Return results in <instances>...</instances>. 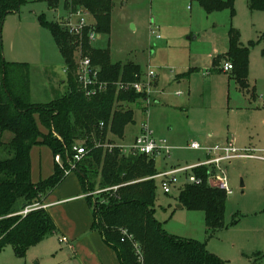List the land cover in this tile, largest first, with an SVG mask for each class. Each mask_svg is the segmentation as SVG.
Returning a JSON list of instances; mask_svg holds the SVG:
<instances>
[{
	"label": "rangeland",
	"instance_id": "1",
	"mask_svg": "<svg viewBox=\"0 0 264 264\" xmlns=\"http://www.w3.org/2000/svg\"><path fill=\"white\" fill-rule=\"evenodd\" d=\"M114 3L110 31L98 33L95 46L109 49L114 62L139 65L143 74L151 66L157 76L149 106L143 99L124 105L133 109L135 122L127 125L123 137L110 135L111 144L133 142L136 130L146 122L156 137L166 138L172 146L175 167L204 159L203 151L190 148L194 141L201 146L234 143L239 150L264 155V10H251L248 0H235L233 8L213 11L206 10L199 0ZM69 12L62 0L54 9L50 0H20L17 9L5 14L4 57L29 68L32 102L47 103L69 90L64 56L41 19L62 24ZM231 29L251 48L249 91L238 86L232 70H223ZM254 88L255 99L248 95ZM37 121L46 133L39 117ZM209 132L219 134L223 141L208 142L213 141L202 135ZM31 154L32 179L37 183L54 171L56 157L46 145H35ZM163 165L162 157H156L158 171ZM224 167L232 192L227 194L223 229L210 231L203 211L179 207L181 189L190 183L185 172L176 175L168 194L162 179H156L154 215L169 234L205 244L227 264H264V161L236 158ZM74 180L79 181L77 173L67 169L62 182L44 201L71 196ZM67 185L70 188L66 189ZM93 207L88 198L53 204L49 210L57 223L56 233L22 255L12 244L6 245L0 252V264H120L117 252L93 226ZM63 237L67 241H62Z\"/></svg>",
	"mask_w": 264,
	"mask_h": 264
},
{
	"label": "trees",
	"instance_id": "2",
	"mask_svg": "<svg viewBox=\"0 0 264 264\" xmlns=\"http://www.w3.org/2000/svg\"><path fill=\"white\" fill-rule=\"evenodd\" d=\"M59 1L50 0L51 7H58ZM62 1L66 10L86 13L98 33L110 31L114 0ZM234 1L199 0L208 11L233 8ZM19 3L20 0H0V252L12 244L16 253L22 255L57 231L43 200L62 182L70 169L74 145L82 143L89 152L73 170L94 206L93 226L117 252L120 264H227L208 251L205 244L169 234L155 217L156 179L152 177L159 172L156 158L124 154L118 147L106 146L112 143L110 135L123 137L127 125L135 122L133 109H125L124 105L136 103L144 96L135 90L119 91L113 85L95 96H86L76 76L75 50L81 40L84 54L100 66L104 80H133L136 74H143L141 67L133 62H114L109 49L91 44L89 26L80 39L63 24L41 17L64 56L69 90L47 103L32 102L29 68L24 63L7 61L3 51L4 17ZM248 4L251 10H264V0H248ZM229 35L225 58L233 65L232 76L238 86L249 91L251 48L241 43L235 29ZM37 117L46 126V133ZM35 145L48 146L63 161L62 166L56 162L54 172L37 183L32 179L31 151ZM193 172L205 181L185 184L179 202L189 210L203 211L210 231L223 229L227 192L207 182L205 168H195ZM29 206L34 208L22 214Z\"/></svg>",
	"mask_w": 264,
	"mask_h": 264
},
{
	"label": "built area",
	"instance_id": "3",
	"mask_svg": "<svg viewBox=\"0 0 264 264\" xmlns=\"http://www.w3.org/2000/svg\"><path fill=\"white\" fill-rule=\"evenodd\" d=\"M77 20H73V17ZM62 24L68 29V31L82 39L83 31L86 27H90L88 32L89 42L94 44L98 32L96 31L95 25L89 22L88 16L81 10L76 12H69L68 16ZM160 38V35H157ZM75 63H76V76L79 81V86L81 91L88 97L95 96L101 92L108 90L110 86H116L119 91H133L142 94V98L148 106L152 103L151 99V87L153 80L156 78L157 73L154 69L149 66L145 74L135 75L133 80H122L109 81L101 78V68L94 64L92 58L84 54L81 40L75 50ZM233 68L232 63L226 62L224 64V70L228 71ZM173 73V70L170 71ZM146 105V108L148 107ZM107 147L112 149L113 147H118L124 154H143L149 157H164L168 160L172 159V146L168 143L166 138L156 137L149 125L146 122L141 124V129L139 134L133 139V142L124 144H106ZM190 148L205 150L209 156L206 160L184 167H171L165 168L159 171L152 178L162 179V187L165 193L172 192V183L177 181L176 175L181 172L189 174V182L193 184H202L205 178L198 176L193 171L195 168H205L207 170L206 180L209 184L214 183L217 187L231 193L232 190L229 188V179L226 168L224 167L225 162H230L236 158H257L264 161V155H257L253 153L251 149L239 150L235 147L234 143L228 144H216L211 146H201L197 142H192ZM88 148L85 145L76 144L73 147V155L69 159L70 169H74L76 163L81 161L84 156L88 153ZM56 162L61 166L62 158L60 155L56 156ZM118 186L113 187L117 189ZM34 206L27 207L22 214H27L31 211ZM125 233V232H124ZM62 241H67L66 237L62 238ZM137 252L141 254L140 248ZM142 256H140L141 258Z\"/></svg>",
	"mask_w": 264,
	"mask_h": 264
},
{
	"label": "crops",
	"instance_id": "4",
	"mask_svg": "<svg viewBox=\"0 0 264 264\" xmlns=\"http://www.w3.org/2000/svg\"><path fill=\"white\" fill-rule=\"evenodd\" d=\"M227 62H230V61H227ZM226 63V62H225ZM224 63V64H225ZM231 63V62H230ZM250 89V88H249ZM255 89L256 88H254V90H253V92L251 93V92H248V95H250V97L251 98H254L255 99V97H256V92H255ZM254 93V94H253ZM250 99V98H249ZM157 103V102H156ZM145 108H146V106H145ZM140 129H141V125H140V127L136 130V134H135V137L139 134V132H140ZM207 137V138H209V139H206V140H212L213 142H211V141H208V142H210V143H216V142H218V143H220V142H222L223 140H222V138L220 137V135L219 134H214V132H209L208 134H204V135H202V137ZM134 137V138H135ZM207 146H211V145H207ZM194 150H198V149H194ZM199 151H203V154H204V159L203 160H201L200 162H202V161H204V160H206L209 156L207 155V152L205 151V150H199ZM31 156H32V154H31ZM162 159L164 160V165H163V168H162V170H164L165 168H171V167H175L176 165H174L175 163L173 162V160H168V159H166V158H164V157H162ZM200 162H198V163H200ZM194 164H197V163H194ZM194 164H190V165H194ZM190 165H188V166H190ZM32 170H33V166H32ZM161 170V171H162ZM54 172V171H53ZM52 172V173H53ZM51 173V174H52ZM58 187V186H57ZM68 188H70L69 187V185H67L66 186V189H68ZM82 190H84L83 189V186H82V183L80 182V180L78 181V180H74V183H73V194L71 195V196H69V197H66V198H63V199H60V200H57V201H53V202H46V201H44L43 200V207L44 208H46L49 212H50V207L53 205V204H56V203H58V202H66V201H69V200H71V199H75V198H80V199H83V198H86V194L84 193V191H83V193H82ZM50 214H51V212H50ZM52 215V214H51ZM52 217H53V215H52ZM54 218V217H53ZM54 220H55V218H54ZM55 222H56V220H55ZM56 225H57V223H56ZM88 228V227H87ZM58 229V228H57ZM56 233V232H55ZM54 234V233H53ZM101 234V233H100ZM48 237V236H47ZM101 237L103 238V240H104V237L102 236V234H101ZM104 242L106 243V241L104 240ZM107 245H108V243H106ZM110 246V245H109Z\"/></svg>",
	"mask_w": 264,
	"mask_h": 264
},
{
	"label": "water",
	"instance_id": "5",
	"mask_svg": "<svg viewBox=\"0 0 264 264\" xmlns=\"http://www.w3.org/2000/svg\"><path fill=\"white\" fill-rule=\"evenodd\" d=\"M179 207H183V205L182 204H179Z\"/></svg>",
	"mask_w": 264,
	"mask_h": 264
}]
</instances>
